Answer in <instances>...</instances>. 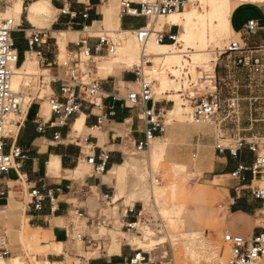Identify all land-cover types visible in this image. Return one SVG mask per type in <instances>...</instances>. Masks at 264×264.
<instances>
[{"label": "crops", "instance_id": "obj_1", "mask_svg": "<svg viewBox=\"0 0 264 264\" xmlns=\"http://www.w3.org/2000/svg\"><path fill=\"white\" fill-rule=\"evenodd\" d=\"M116 1L120 0H32L28 6H25V0L13 2L2 13L3 17L10 16L18 25L13 34L19 55L13 90L22 91L24 79L34 76L35 70L42 71L47 73L50 80L51 94L47 101L49 97L64 101L61 84L57 82V79L63 76V70L57 67L62 62L63 52L68 54L76 50L75 43L85 37H99L90 35L88 30L101 28L105 23L112 24L124 34L136 31L147 24L144 18L123 15L121 9L118 15ZM130 1L136 4L143 2ZM237 12L232 17V29L235 33L241 31L248 20L260 21L257 18H250L237 28L235 24ZM165 25H169L167 16L163 20L152 21L149 27L154 31H161ZM38 30H48L49 36L43 39L45 44L38 43L31 47L29 40ZM73 38H76V41H73ZM95 38L89 39L92 48L98 43ZM250 38L248 41L251 42ZM242 40L245 41L243 38ZM263 41V38H254L251 44L258 46ZM107 56L106 51L95 55L97 72L108 74L102 81V93L95 99L80 101V109L70 118L68 125L58 124L56 116L47 108L46 100L33 98L25 105L22 115L15 116L18 120L7 133L5 152L8 154L19 148L22 154L14 161L12 169L0 179V234L9 229L10 233L15 235L21 231L18 238L22 233L31 243L41 244L48 241L47 249H55L58 253L48 254L50 257L44 264H62L66 260V255L71 258H82L67 251L58 255L62 251V243L67 246L71 241V225L74 224L77 231L87 237L83 243L87 249L90 248L87 244L93 238L92 232L97 226L94 224L96 220L89 223V219L92 217L99 219L103 214L105 202L110 199L113 204L122 201L121 192L131 191L133 194L134 189L131 187L135 188L139 184L137 178L132 181L131 177L127 176L130 171L137 176L133 168H139L142 173L143 162L130 157V154L137 152L136 145L145 140L147 126L143 120V107L130 108L124 102L129 93L138 92L136 89L139 84L136 82L135 70H128L137 62L129 65L120 57L121 55H118L111 60L113 66L108 67L106 65L109 62L103 61L108 58ZM118 63L124 64L127 69L117 68ZM43 77L41 76V81L44 80ZM22 97L24 102L25 97L23 95ZM230 100L227 101L228 104ZM170 107L169 101L156 99L146 105L147 109H153L157 114L161 113L164 123L165 113L171 118L181 119L174 113L178 108L177 103L174 109ZM229 117L230 115L226 116L220 122L221 136L215 133L207 143L198 147L201 152L211 155L209 163L203 161L207 166L204 176L211 183L219 182L217 190L224 196L221 207L228 215L227 232L251 237L260 232L263 202L253 196L252 190L258 188L257 184L261 179L259 176L253 177L250 172L242 173L241 178H233L231 175L240 165L250 167L256 162L257 154L249 150V144L259 143L264 138V129L255 127L253 123L258 121L253 119L252 115L247 118V124L241 123L240 117L232 119ZM41 126L43 131L39 130ZM165 130V134L154 139L150 148L146 150L148 162L154 155L162 157L165 154L168 143L165 135L173 133L178 128L166 126ZM219 142L226 143L223 145L225 148L223 152L217 150V145H222ZM240 142H244L243 147L239 146ZM234 149L238 150L237 157L231 154V150ZM103 153L109 154L106 171L96 173L88 159L95 157L96 163L100 164ZM33 191H39L45 197L41 210H36L33 205L30 196ZM136 208L139 211L140 205H136ZM19 209L25 220L23 229L17 228L12 222L13 215ZM125 211L126 209L121 207L119 213L123 227L136 222V215H126ZM77 214H83V217L78 218ZM108 217L113 226L114 218ZM138 225L140 224L136 223L134 227L137 229ZM123 227L122 237L113 245L102 242L104 247L98 246L99 249L96 250L103 248V254L90 260L88 264H131L134 254L128 251L126 245L121 244L123 241L133 246L141 259L144 258V254L154 253L162 247L158 245L154 250L137 248L134 242L138 238L127 239L128 234L123 232ZM193 229L189 227L187 233L195 234ZM2 239L4 240V237ZM12 258L17 257L10 256L3 261L11 262ZM153 262L152 259L151 263Z\"/></svg>", "mask_w": 264, "mask_h": 264}, {"label": "rangeland", "instance_id": "obj_2", "mask_svg": "<svg viewBox=\"0 0 264 264\" xmlns=\"http://www.w3.org/2000/svg\"><path fill=\"white\" fill-rule=\"evenodd\" d=\"M31 1L25 0V6H28ZM13 2L15 0L7 2L4 11ZM231 2L233 1L231 0ZM116 5L119 15L121 0L116 1ZM195 7L200 13H212L213 10L208 1H198ZM4 18L12 19L10 16ZM164 18L166 17H160L158 20ZM220 18L214 19L215 25L214 23L208 24L207 38H199L196 35L192 40L186 38L180 41L176 45V52L179 55L174 59H165L162 52L150 50V43L148 44L146 53L151 56L152 68L144 67V71L146 76L155 81L153 85L155 99L169 101L170 109H174L176 103L178 108H182L180 105L184 106L187 110L186 118H171L165 113V125L177 127L178 130L165 135L168 143L162 157L154 155L148 162L146 150L130 154V157L143 162L142 173L139 168H133L137 176L132 171L127 176V178L131 177L132 181L137 178L139 184L135 188L131 187L132 190L134 189L133 194L130 193L131 191L129 193L122 191L120 195L123 198L122 201L115 204H109V201L105 202L102 212L113 217L114 223L111 227L94 228L95 231L92 232V235L97 240L98 246L104 247L102 242L113 245L116 240L118 241L122 237L123 225L120 222L119 213L123 205L131 207L140 205L139 209L143 216L138 219L139 227L130 232L123 229V232L128 234L127 239L138 238L143 242L153 239L160 240L159 243H162L159 250L144 254L145 261L141 264H225V261L227 264L229 250L223 248V236L227 233L228 215L221 207L224 196L217 190L219 182L211 183L204 176L206 164L210 162L211 155L201 152L198 146L207 143L215 133L221 136L220 122L228 115H230L229 119L240 117L241 123L245 122L246 124L248 123L247 118L252 115L253 119L258 121L253 123L255 127L264 129V70L253 67V64L239 65L240 53L230 55L225 52L230 43L235 41L240 42L242 46L247 43V46L252 49L263 47L264 41L258 46L251 42L254 38H263L264 40V31H260L254 36H244L243 29L235 33L231 28L228 34L215 33V36L212 37V30L219 24ZM236 18L237 28L250 18H257L263 24L264 7H241ZM43 27L38 26V28ZM88 31L92 36L107 35L113 39L121 40L123 46L117 50V53L121 48L128 46L129 41L133 38L129 33L124 34L109 23H105L96 30ZM174 31L179 32V28H174ZM248 38L251 39V42L248 41ZM72 40L76 41V38ZM152 41H154V37ZM137 46L139 54H141L138 43ZM199 52H202L210 61L207 60L204 64L202 60H198L196 56ZM117 53L107 56L108 58L103 61L109 62L115 59ZM263 53L262 50L256 49L252 55L254 58L261 59ZM66 54L63 52L62 61ZM139 65L140 60L137 61L135 67L128 68V70H134ZM116 67L127 69L122 63H118ZM205 67H211L214 70L215 79L206 82L204 79ZM34 74V76L24 79L22 91H15L25 97L24 105H28L33 98H40L46 100V106L50 110L47 97L51 92L47 73L35 70ZM97 75L101 79L108 76V74L100 73ZM41 76H44V85ZM136 91H140V86ZM176 91L181 92L176 93ZM215 92L222 102L221 113L216 116L213 124H195L193 115L196 102L210 97ZM230 99H237L239 108L229 109L227 101ZM178 117L180 118L179 115ZM11 119L18 120L12 116L9 122ZM12 129L9 123L6 135ZM261 142L263 141L261 140ZM219 143L226 145L225 142ZM157 180L159 183H156ZM257 185L263 187L264 183L259 182ZM123 201L124 203L121 204ZM12 222L17 228H24L25 220L20 209L13 215ZM74 222L76 223V221ZM189 227L194 228L193 231L196 235L187 233ZM7 230L9 231V229ZM7 230L0 234V241H6L11 251V257L16 256L23 264H44V261L50 257L48 254L57 255L58 253L55 249H47L48 241L41 244L31 243L29 240L24 242L18 238V233L21 231L15 235ZM1 236L4 237V240ZM40 236L43 237V235ZM121 244L126 245L134 257L137 255L138 251L133 246L128 245L125 241ZM62 246V251L58 255L65 254L67 251L82 257L71 258L66 255V260L62 264H88L90 260L103 254V248L97 251L96 248L90 246L87 249L84 243L78 241L71 240L67 246L64 243ZM108 254L111 253L108 251ZM163 257L164 259H161ZM152 259L153 263H151ZM260 263L264 264V261Z\"/></svg>", "mask_w": 264, "mask_h": 264}, {"label": "built area", "instance_id": "obj_3", "mask_svg": "<svg viewBox=\"0 0 264 264\" xmlns=\"http://www.w3.org/2000/svg\"><path fill=\"white\" fill-rule=\"evenodd\" d=\"M10 0H0V179L12 169L14 161L22 154L19 148H15L11 153L5 152V140L7 138L6 128L9 124V118L11 116H20L23 113L25 107L20 95L13 91L11 82L13 77V67H16L19 60V55L16 50L13 34L16 31L18 25L15 24L13 19L3 18L2 12L6 6V3ZM187 0H149L136 4L130 0H121V13L125 16L144 18L147 24L133 31L134 36L138 44L142 47V64L136 67L135 75L136 82L140 86L139 92H132L124 99L125 105L130 108L143 107V120L146 123L147 129L145 131V140L136 145L137 152L148 150L151 145V141L165 134L166 125L162 122L163 117L161 113H155L153 109H147L146 105L155 100L153 93L154 82L143 72L144 66L152 68L150 56L146 54L145 47L149 40L154 37L156 43L160 44H173L177 42L176 36L178 31H174L175 26L165 25L163 30L154 31L149 27L150 22L157 21L160 17H165L173 12L182 11L185 8ZM3 5V6H1ZM264 7V3L262 4ZM3 8V9H1ZM169 28V31H165ZM264 31L263 24L255 19L248 20L243 27L244 36H254L258 32ZM49 36L48 30H38L29 40V45L33 47L38 43H43L44 38ZM95 37H85L79 42L75 43L76 50L70 51L65 59L57 65V67L63 70V76L57 79V82L61 84V93L64 101L57 99L56 97H49L48 104L50 106L51 113L56 116L58 124L66 126L69 123L70 118L76 114L79 109L80 101H86L89 99H95L102 93V81L98 77L95 55L106 51L107 55H114L118 48L122 46L123 42L119 39H113L107 35L96 37L98 40L97 45L92 48L89 44V39ZM259 49L264 52V46L249 48L247 44L244 46L240 42H231L225 51L227 54L236 55L241 54L238 57V64L249 66L253 64V67L264 70V53L263 58H254L253 51ZM42 84L45 83L42 81ZM239 101L237 99H231L229 101V109H236ZM194 122L195 124H213L216 116L222 110V102L217 96V92L210 97L199 100L195 104ZM264 107V99H263ZM101 124V121H99ZM40 131H43V127H39ZM263 142L249 144V150L257 154L256 162L248 167L240 165L238 170L232 173L233 178H241V174L244 172H250L253 177L259 176L261 182L264 183V138ZM260 140V141H261ZM244 142H240L239 146L243 147ZM217 150L223 152L225 150L223 145H217ZM231 154L237 157L238 150H231ZM100 164L96 163L95 157H90L88 163L92 165L96 173H103L106 171V165L109 161V154L103 153L100 157ZM156 183H159L157 180ZM253 196L263 202V210L261 213L260 232L251 237H244L241 235H235L233 233H226L223 236L224 249L229 250V258L227 264H254L264 261V186L258 187L252 190ZM33 205L36 210L42 209V202L44 201V195L39 191H33L31 193ZM109 204H113L110 202ZM122 202L121 204H123ZM126 215H136V222L142 215V211H137L136 205L125 206ZM78 218H82L83 214H77ZM96 220L94 224L97 227L105 226L111 227V220L106 214H102L99 219L92 217L89 219ZM130 223L124 226L127 231L135 230V223ZM69 232H67L68 234ZM71 240L84 242L87 237L77 231L74 224L70 227ZM67 237H69L67 235ZM97 240L91 238V241L87 244L98 248ZM102 250V248L100 249ZM103 251V250H102ZM11 256L7 242H0V259H6ZM139 255H135L131 260V264H141L145 261V258L139 260Z\"/></svg>", "mask_w": 264, "mask_h": 264}, {"label": "bare ground", "instance_id": "obj_4", "mask_svg": "<svg viewBox=\"0 0 264 264\" xmlns=\"http://www.w3.org/2000/svg\"><path fill=\"white\" fill-rule=\"evenodd\" d=\"M15 1H18V0H15ZM198 1H208V3L213 8L212 13H208V12L200 13V12H198L196 10V7H195L196 2H198ZM232 1L233 2H231V0H188L186 5H185L184 10L178 11V12H173L170 15H167L168 24L170 26H177L179 28V33L176 36L177 43L172 44L170 46H163L160 43H156L155 40H154V42L151 41V39H152L151 38L148 42V44L150 43V50L162 52L165 59H174L179 55L176 52V45L180 41H182L186 38L192 40L195 38L196 35H198L199 38H207V34H208L207 29L209 27L208 24L214 23V25H215L214 19L221 17L219 24L217 26H214L215 28L212 30V33H213L212 37L215 36V33H217V34H219V33L220 34L221 33L228 34L231 31V28H233L232 27V17H233L235 12H237L241 7H244V6L262 7L261 5L264 3V0H232ZM238 15H239V13H238ZM150 24H151V22H150ZM217 29H219V30H217ZM198 31H200V32H198ZM127 33H129L131 35V37H133V38H131V40L129 41L128 46H125V48L122 50L120 49L118 53L116 52L117 55L115 57H117L118 55H121L120 57L124 61L129 63V65H133L138 61V57H139V55H138L139 51H138V46H137L138 42H136V38H135L133 32H127ZM148 44L145 47V52L147 50ZM122 46H120V47H122ZM140 49H141V54H140V58H139V60H140L139 66H141V64H142V51H143V49L141 46H140ZM196 57H198L197 58L198 60H202L204 62V64L208 60L203 55L202 52H199ZM208 61H210V60H208ZM106 66H108V67L113 66V62L109 61V63ZM104 67H103V69H104ZM144 67H146V66H144ZM15 69H16V67H13L12 80L14 78V75L16 74ZM144 69H143V72L145 73ZM153 72H154V70H153ZM213 78H214V70H212L211 67L206 68V71L204 73V79L206 80V82H209ZM201 83H203V82H201ZM15 85L17 86V81H15ZM11 86L13 89V81L11 82ZM16 93H18V92H16ZM18 94L20 95V97L23 101L22 95L20 93H18ZM186 112H187V110L186 109L183 110L182 108H177L174 111V113L178 114L181 119L184 118V115ZM9 123L11 124L12 127H14L15 120L11 119V121ZM152 141H151V143H152ZM142 216L143 215H141V217ZM136 223H138V222H136ZM20 240L24 241V242L26 241V239L22 233H20ZM0 242H3V241H0ZM134 244L139 249L154 250L158 245H161L162 243H159L157 240L152 239V240H149L147 242H140L139 240H135ZM140 259H141V257L139 256V260ZM3 260H5V259H0V264H22L19 261V259H17V258H12L11 262H7V261H3ZM225 264H226V261H225Z\"/></svg>", "mask_w": 264, "mask_h": 264}]
</instances>
